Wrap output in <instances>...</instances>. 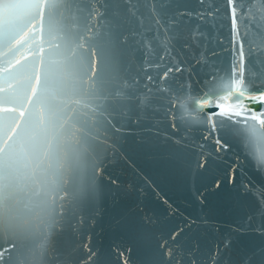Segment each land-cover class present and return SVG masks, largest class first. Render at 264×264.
Wrapping results in <instances>:
<instances>
[{
	"label": "water",
	"instance_id": "1",
	"mask_svg": "<svg viewBox=\"0 0 264 264\" xmlns=\"http://www.w3.org/2000/svg\"><path fill=\"white\" fill-rule=\"evenodd\" d=\"M0 264H264V0H0Z\"/></svg>",
	"mask_w": 264,
	"mask_h": 264
}]
</instances>
